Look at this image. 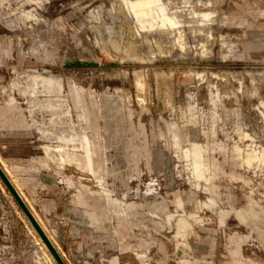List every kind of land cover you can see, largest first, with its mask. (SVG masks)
Segmentation results:
<instances>
[{"label":"rangeland","instance_id":"obj_1","mask_svg":"<svg viewBox=\"0 0 264 264\" xmlns=\"http://www.w3.org/2000/svg\"><path fill=\"white\" fill-rule=\"evenodd\" d=\"M48 100L113 201L46 155ZM0 106L47 162L66 264H264V0H0ZM27 221L0 181V264H53Z\"/></svg>","mask_w":264,"mask_h":264},{"label":"crops","instance_id":"obj_2","mask_svg":"<svg viewBox=\"0 0 264 264\" xmlns=\"http://www.w3.org/2000/svg\"><path fill=\"white\" fill-rule=\"evenodd\" d=\"M35 83L37 86L45 85L47 87L45 93L47 94H51L54 91L52 78L36 77ZM48 101L47 107L53 111V114H49L47 117L53 123L60 124V126L57 127L58 130H55L56 137L52 140L53 142L49 143V145L46 143V155L49 158L51 157L53 162L59 167L69 166L72 170L82 174V177L87 182H90L99 193L104 194L105 197L111 196L109 191H107L104 179L97 174L93 141L88 134H83L78 135L77 144L72 142L68 131L69 116L62 112L55 117V103ZM9 113V108L0 106V164L58 250L48 221L52 210L59 209L60 199L58 194H55L53 186L50 185L48 176L43 170L45 169L43 164L46 165L47 162H43L36 149L29 145L27 133L15 131L14 126L11 124L15 120ZM192 180L196 184L198 183L193 176L189 178V182L191 183ZM107 199H112L113 201L111 197H107ZM133 205L132 203L130 209H133ZM156 205H160V203L157 202ZM123 222L132 223L128 219ZM186 227V220L180 219L177 223V229L178 235L181 236L184 244L188 242V235L184 232ZM135 253L141 258L146 256V253L142 250H135Z\"/></svg>","mask_w":264,"mask_h":264},{"label":"water","instance_id":"obj_3","mask_svg":"<svg viewBox=\"0 0 264 264\" xmlns=\"http://www.w3.org/2000/svg\"><path fill=\"white\" fill-rule=\"evenodd\" d=\"M0 178L2 179L5 186L10 191L13 198L16 200V202L18 203V205L20 206V208L22 209V211L24 212L30 223L33 225L39 236L42 238L43 242L48 247L49 251L51 252L57 264H66L63 258L60 256L58 251L51 243V241L49 240V238L47 237V235L45 234V232L43 231V229L41 228V226L39 225V223L37 222V220L35 219V217L33 216L28 206L25 204V202L23 201V199L21 198L15 187L12 185L11 181L9 180V178L7 177L1 166H0Z\"/></svg>","mask_w":264,"mask_h":264},{"label":"bare ground","instance_id":"obj_4","mask_svg":"<svg viewBox=\"0 0 264 264\" xmlns=\"http://www.w3.org/2000/svg\"><path fill=\"white\" fill-rule=\"evenodd\" d=\"M0 166H1V164H0ZM1 168L3 169V171L5 172V174L7 175V173H6V171L4 170V168L1 166ZM7 177L9 178V176L7 175ZM9 180L11 181V183H12V185L15 187V185L13 184V182H12V180L9 178ZM0 181H1V183L3 184V186L5 187V188H7L6 186H5V184H4V182L2 181V179L0 178ZM153 179L152 180H150L148 183H146L145 185L146 186H151L152 184H153ZM15 189H16V187H15ZM17 190V189H16ZM17 192H18V190H17ZM19 193V192H18ZM12 195V194H11ZM19 195L21 196V194L19 193ZM21 198H22V196H21ZM23 199V198H22ZM23 201H24V199H23ZM25 202V201H24ZM25 204H26V202H25ZM27 205V204H26ZM28 206V205H27ZM29 208V207H28ZM30 209V208H29ZM31 211V210H30ZM32 212V211H31ZM33 214V213H32ZM26 216V215H25ZM33 216H34V214H33ZM35 217V216H34ZM27 218V217H26ZM35 219H36V217H35ZM27 220H28V218H27ZM37 220V219H36ZM37 222L39 223V221L37 220ZM27 224H28V226H29V228L31 229V231H32V233L35 235V237H36V239H37V241L39 242V244H40V246H41V248H42V250L44 251V253L49 257V259L52 261V263L53 264H57V262L55 261V259H54V257L52 256V254H51V252L49 251V249H48V247L46 246V244L43 242V240H42V238L39 236V234L37 233V231L35 230V228L33 227V225L30 223V221L28 220L27 221ZM39 225H40V223H39ZM41 226V225H40ZM41 228H42V226H41ZM43 229V228H42ZM43 231H44V229H43ZM45 232V231H44ZM45 234H46V232H45ZM47 235V234H46ZM47 237H48V235H47ZM49 238V237H48ZM50 240V239H49ZM51 241V240H50ZM51 243H52V241H51ZM53 244V243H52ZM53 246H54V244H53ZM55 247V246H54ZM55 249H56V247H55ZM57 250V249H56ZM58 251V250H57ZM59 253V252H58ZM60 254V253H59ZM61 256V255H60Z\"/></svg>","mask_w":264,"mask_h":264}]
</instances>
